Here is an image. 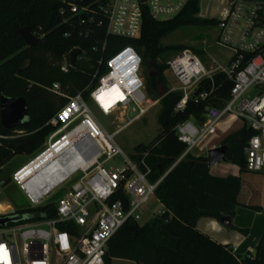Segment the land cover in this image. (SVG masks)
Here are the masks:
<instances>
[{
	"label": "trees",
	"instance_id": "1",
	"mask_svg": "<svg viewBox=\"0 0 264 264\" xmlns=\"http://www.w3.org/2000/svg\"><path fill=\"white\" fill-rule=\"evenodd\" d=\"M102 3L103 0H0V99L3 95L22 96L28 103L27 122L13 129L3 126L0 109V175L4 176L0 186L7 185L11 168L41 152L58 128L51 120L69 98L53 93L49 89L53 83H61L68 96L81 93L89 101V87L98 83L108 60L132 45L141 54L143 66L157 69L146 75V83L161 97V132L141 151H149L146 160L152 168V181L168 172L155 194L171 218L167 222L158 215L144 224L128 221L111 238L105 264H113L115 259H128L135 264H264V235L254 255L242 256L197 228L201 217H234L238 205L263 209L264 173L247 169L244 150L253 132L243 127L220 142L219 145L229 146L226 161L238 165L241 175L215 177L209 173L207 152L199 156L189 153L180 159L186 145L174 130L185 120L204 122L207 108L221 107L229 98L232 81L217 72L216 89L208 98L191 99L184 110L176 111L182 93L170 90L164 75L168 66L158 62L166 49L161 44L164 37L181 26L217 24V19L198 16L199 0H192L168 20L155 19L145 10L141 36L128 38L107 33V19L100 10ZM72 4L87 8L88 18L93 17L94 21L75 14ZM25 26L33 31L41 28L45 36L38 45L27 46L18 33ZM87 28L93 32L80 35L78 31ZM69 31L71 35L66 36ZM76 47L81 49L80 57L68 72H63L61 60ZM204 86L210 88L209 79ZM214 147L217 146L211 148ZM14 213L24 216L22 222L41 220L55 216L56 204L52 201L37 207L19 206Z\"/></svg>",
	"mask_w": 264,
	"mask_h": 264
},
{
	"label": "built area",
	"instance_id": "2",
	"mask_svg": "<svg viewBox=\"0 0 264 264\" xmlns=\"http://www.w3.org/2000/svg\"><path fill=\"white\" fill-rule=\"evenodd\" d=\"M191 1L103 0L100 10L107 19L108 34L139 38L145 10L155 19L168 20L180 14ZM202 1L199 0V5ZM216 10L217 17L201 11L198 16L217 19V43L233 52L227 64H217L209 69L190 48L181 50L167 61L168 71L178 82L175 90L182 93L176 111L184 110L191 99L208 98L216 89L214 75L217 72L232 81L229 98L221 107L207 108L204 122L189 119L175 126L178 139L186 145L180 159L192 154L205 136L216 133L217 125L224 117L231 116L242 120L244 126L253 132L244 147L247 169L264 173V0H219ZM72 11L83 20L94 21L93 17L88 18L87 8L72 4ZM83 14L86 18L82 17ZM40 30H32V33L42 39L45 34ZM78 32L83 35L93 30L87 28ZM65 35L70 36L71 32ZM72 50L61 60L63 72H68L74 64L70 59ZM142 69L139 51L132 45L125 46L108 60L107 69L98 83L89 87L90 100L104 115L120 112L129 117L128 122L114 132L103 127L81 93L70 97L59 82L49 88L69 100L51 120V124L58 128L34 158L83 125L87 137L77 147L66 145V159L53 167V173L67 163L84 162L90 155H94V159L79 165L41 196L22 181L20 172L23 167L14 174V182L29 198L32 207L50 203L47 200L56 191L60 195L54 201L55 216L0 227V246L7 251V258L0 260V264H105L111 238L128 221L140 223L142 206L156 193L168 173L152 181V168L146 160L149 151H141L138 158H134L116 140L120 131L144 117L154 104ZM206 79L211 82L209 89L204 86ZM199 88L203 90L196 95ZM251 88L258 90L250 95ZM103 91L110 92L106 100L100 98ZM106 102L110 103L105 105ZM114 159L119 160L118 165L108 164ZM11 212L15 210L8 213ZM5 214L0 210V216ZM64 225L67 228L61 227Z\"/></svg>",
	"mask_w": 264,
	"mask_h": 264
},
{
	"label": "rangeland",
	"instance_id": "3",
	"mask_svg": "<svg viewBox=\"0 0 264 264\" xmlns=\"http://www.w3.org/2000/svg\"><path fill=\"white\" fill-rule=\"evenodd\" d=\"M219 5V0H204L200 3V11L202 13H210L215 17L218 16L216 7ZM202 18V17H201ZM218 33L217 24L208 25H185L177 28L175 31L170 33L168 36L164 37L161 41L163 47H166L164 52L159 58V63L167 64V61L177 55L183 47L192 49L202 61L209 67V69L216 67L217 64H227L231 58L233 52L229 47L222 46L217 43L216 36ZM52 59V58H51ZM155 67L147 69L143 66L142 76L146 80V75L150 72H156ZM164 75L167 78L168 86L170 90H175L178 87L177 80L173 75L168 71V68L164 71ZM257 88H251L248 91V94L253 95L257 92ZM68 94V93H66ZM58 95V94H56ZM62 96V95H58ZM160 97V96H159ZM153 106L147 112V114L134 121L130 125L126 126L122 131L116 135L117 142L124 148V150L129 155H138L142 147L149 145L161 132V125L158 121V114L161 109V97L158 101H154ZM88 104L99 122L103 127L109 132L116 131L120 126L125 125L128 122L129 117L124 116L120 112H117L112 115H104L100 109L91 101H88ZM147 105V104H146ZM231 116L224 117L217 125L218 132L214 137L218 139H223L227 136L228 132H225L224 127L233 126L234 128H240L242 125V120H231ZM63 125V124H61ZM60 125V126H61ZM222 125L224 127H222ZM244 125V123H243ZM72 128V127H71ZM225 129V130H224ZM69 130V129H67ZM62 132L61 134H63ZM210 137V134L205 136L200 144L192 151L193 155L202 154L203 145L205 141ZM48 142V141H47ZM220 146V145H219ZM206 150V149H204ZM34 157H29L27 161L20 162L16 164L15 167L11 168L8 176V183L5 187L0 186V210L4 212L14 211L19 206L30 205L31 202L23 190L18 184L14 182V174L24 167L28 162H30ZM219 164L222 162H218ZM108 164L118 165L119 160H111ZM0 175V178H3ZM60 193L57 191L48 198L47 201H56L59 198ZM9 207L8 211H5ZM167 209L163 206L160 199L156 194L152 195L149 200L142 206V217L140 224L149 222L152 218L161 215ZM1 239V237H0ZM113 264H135V262L128 259H115Z\"/></svg>",
	"mask_w": 264,
	"mask_h": 264
},
{
	"label": "crops",
	"instance_id": "4",
	"mask_svg": "<svg viewBox=\"0 0 264 264\" xmlns=\"http://www.w3.org/2000/svg\"><path fill=\"white\" fill-rule=\"evenodd\" d=\"M231 120H238L231 117ZM242 125L240 128H234L230 126L224 127L225 132H228L227 136L245 127ZM218 132V129L216 133ZM215 133V134H216ZM215 134H211L205 141L202 149L204 152H208L213 146H218L224 139H218L214 137ZM225 136V138L227 137ZM200 144V143H199ZM206 149V150H204ZM202 152V153H204ZM222 163H216L209 168V173L215 177H228L241 175L240 167L234 163L228 161H221ZM264 206V196H263ZM234 227L228 228L219 222V219L212 217H201L197 221V228L202 232L208 234L211 238L219 243L230 246L234 252L245 256L249 253H256L257 246L260 243L264 235V207L261 211H256L244 206L236 207V214L233 217ZM245 230V231H243Z\"/></svg>",
	"mask_w": 264,
	"mask_h": 264
},
{
	"label": "water",
	"instance_id": "5",
	"mask_svg": "<svg viewBox=\"0 0 264 264\" xmlns=\"http://www.w3.org/2000/svg\"><path fill=\"white\" fill-rule=\"evenodd\" d=\"M145 1V0H143ZM83 18H86V14L82 15ZM18 33L22 36L23 40L27 44V46H36L41 42V39L36 37L32 33V29L30 26L22 27L18 30ZM81 54V50L79 48H75L70 52V59L72 63L76 62L77 56ZM202 88H199L196 95L202 92ZM147 91L150 95V98L154 101L159 100V94L153 91L151 88L147 87ZM0 109H1V120L2 124L7 129H13L16 127H20L27 122L28 119V103L26 99L22 96H7L3 95L0 99ZM229 146L227 144H223L214 148H211L207 152V161L209 166L216 164L217 162L226 161L227 160V152ZM0 216V227H6L11 223H19L24 220V216L22 214H15L14 212L8 213ZM170 211H164L160 216L165 221H169ZM219 222L225 227L232 228L234 227L233 216L228 214H222L219 218Z\"/></svg>",
	"mask_w": 264,
	"mask_h": 264
},
{
	"label": "bare ground",
	"instance_id": "6",
	"mask_svg": "<svg viewBox=\"0 0 264 264\" xmlns=\"http://www.w3.org/2000/svg\"><path fill=\"white\" fill-rule=\"evenodd\" d=\"M101 94L100 98L102 100H106L110 92L103 91ZM109 103L110 102H106L105 105H108ZM83 129V125L78 126L74 131L69 132L64 140H61L55 146L47 148L40 155L28 162L20 172L22 181L26 185L31 186L35 193L41 196L51 191L79 165L91 162L94 159V155H90L85 158L84 162L79 164L67 163L60 171L53 173V167L56 166L58 162L66 159V145L68 144L69 147H77L78 143L84 137H87V133L86 131L84 132ZM8 210L9 207L5 209V211Z\"/></svg>",
	"mask_w": 264,
	"mask_h": 264
},
{
	"label": "snow or ice",
	"instance_id": "7",
	"mask_svg": "<svg viewBox=\"0 0 264 264\" xmlns=\"http://www.w3.org/2000/svg\"><path fill=\"white\" fill-rule=\"evenodd\" d=\"M7 258V251L0 246V260H5Z\"/></svg>",
	"mask_w": 264,
	"mask_h": 264
}]
</instances>
